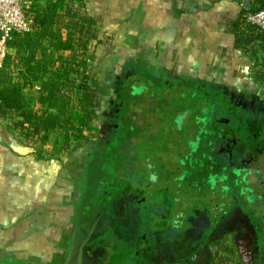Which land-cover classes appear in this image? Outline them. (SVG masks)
Returning <instances> with one entry per match:
<instances>
[{
	"label": "rangeland",
	"instance_id": "rangeland-1",
	"mask_svg": "<svg viewBox=\"0 0 264 264\" xmlns=\"http://www.w3.org/2000/svg\"><path fill=\"white\" fill-rule=\"evenodd\" d=\"M30 3L29 1L28 4ZM95 55L97 56L96 59ZM95 55L93 59H95L96 64L93 62L94 65L90 64L88 67L91 76L93 75V68H97L98 72H101L105 66L107 67L105 61H103L104 64L100 63L102 56L100 54ZM250 61L246 72H242L237 78V83L228 84L220 80L193 81L191 78L174 76L170 79L167 78L172 88L167 87V90L163 89L164 91L162 88L166 87L152 85L151 80H154L153 75L151 76L152 71H143L141 66H136L139 72L143 71L142 76L144 77L140 79V83H150L146 86L145 83H139L138 86L130 84L127 86V94L130 95L131 89L133 92L148 90L153 92V96H144V99L137 100L133 106H129L132 104L129 103V97L126 103H122L119 99L115 100L114 97V91L120 84L121 74L128 64L125 63L120 69L116 60L110 61L109 68H111L112 73L100 76L95 84L101 94L102 101L98 109V119L93 121V130L88 133L90 142L84 143L79 148L71 145L69 151L57 153V162H63L69 158L71 159L70 163L75 167L76 189L74 191L73 209L77 213L74 216V221L73 219L68 221V223L70 222V230L66 232L65 235L67 236L64 238V244L69 248L63 245L64 251L60 255L61 259L57 261L56 254L55 260L50 261V264H77L79 249L82 250L79 255L82 257V262L78 264H104L115 253L116 249H119L118 247H123L125 251V255L122 257L125 258L123 264H130L132 260L134 264H143L139 249L142 248L141 239L144 234H146L145 246L154 243L156 238L163 240L162 244H164L167 243L166 238L175 236L176 242L179 241V245L180 243L182 245H180L179 252L174 251V255L185 258L192 254L197 242L195 239L201 235V231L205 228L203 223L207 210L211 214L214 211V204L219 203V198L217 195L216 197L211 195L213 190L209 184L205 188V198L203 195H198L196 187L201 183L199 170L193 174V177L181 179L182 170L185 166L182 161L187 162L189 160L186 153L190 148L189 144L188 147L186 145L188 140H194L196 137L197 125L192 117L188 121L183 118L180 130H178L174 120L177 119L175 115L182 110L171 106V100L163 104L161 98L165 93H168L169 95H165V97L169 99L172 96H170V89L175 91L174 95L177 97L181 96L180 92L182 91H190V86L184 90L172 86L174 82L184 81L188 85L195 84L193 89L201 84L205 87L204 89L210 88L220 91L219 93L222 92V95L228 97L232 105H239L238 107L241 109L236 108L239 111L244 110L243 107L246 106L251 113L253 110L257 114L258 111L264 110V84L252 79L260 67L255 66L251 58ZM145 75L149 76L146 77ZM94 76L98 75H93L92 78ZM162 77L159 76L157 79L162 80ZM28 90L26 87L24 92H28ZM222 95L219 94L220 97ZM219 101L226 102L224 99H219ZM56 137V133L51 134L48 141L41 145L42 149H52V142ZM153 138L158 142H154L155 139ZM164 140L165 142H163ZM182 140L184 141L181 144L178 143ZM207 141L205 138L203 143L206 145ZM29 143L35 149L39 148L38 145L30 141ZM203 148V145H196L192 148L194 149L193 153L195 154ZM194 154H192V158ZM151 174L155 175L154 181H151ZM210 179L212 182L215 181L213 176H210ZM144 183L148 186V191ZM242 195L238 192L239 200ZM199 196L202 198L200 200H205L204 202L210 201L206 207L199 205L198 201L196 203L194 198L199 199ZM136 200L142 203L137 205ZM145 214L152 216L148 215L146 218ZM173 219L179 222L176 229L170 223ZM239 219L245 220L243 217H239ZM156 222H158L157 227L164 226L159 229L157 237L152 236L153 231H157ZM163 222L164 224H162ZM226 223L218 224L217 231L206 237V241L208 239L211 241L204 246L197 260L190 264H243L242 262L253 264V262L251 263L254 259L253 254H255L256 259L260 260V264H264V257L256 250L260 249L262 244H256L255 239L258 231L253 226L255 223L250 222L252 223L250 235L254 238V245L250 243L249 239L246 242L247 231L244 234L242 231L243 222L242 224L238 223V237H246L243 238L246 245L240 247V251L234 247L232 242L234 235L226 230ZM88 232L89 235H94V238L98 239L97 244L99 245L91 254L86 251L93 248L92 243H87L88 246L86 244L80 248V241ZM183 233L190 236L184 242L182 241ZM76 234L77 236H75ZM212 240L214 241L212 242ZM90 241L93 240L89 238L88 242ZM129 243L133 244V247L124 249V246H128ZM69 250L74 251V254L71 260L66 262ZM134 250L138 252V255L133 253L130 257V251ZM121 252L123 251L121 250ZM34 260L30 257L25 264L35 263ZM3 264L24 263L18 258H13V260ZM36 264L44 263L37 261ZM109 264H116V262Z\"/></svg>",
	"mask_w": 264,
	"mask_h": 264
},
{
	"label": "crops",
	"instance_id": "crops-1",
	"mask_svg": "<svg viewBox=\"0 0 264 264\" xmlns=\"http://www.w3.org/2000/svg\"><path fill=\"white\" fill-rule=\"evenodd\" d=\"M249 3L260 6L263 0ZM82 4L97 29L90 50L107 64L100 76L112 73L110 61L116 60L120 69L128 64L124 71L135 64L156 77L233 84L251 62L250 50L237 41V33L245 31L243 22L232 27L245 6L242 2L82 0ZM4 50L6 55L14 53L8 47ZM0 126L4 138L11 133L19 142L31 144L1 119ZM70 161L57 162L51 148L19 155L0 142V264L13 258L25 264L30 257L35 259L31 264H50L56 254L57 261L61 259L68 221L77 213L75 167ZM73 252L69 250L66 262Z\"/></svg>",
	"mask_w": 264,
	"mask_h": 264
},
{
	"label": "trees",
	"instance_id": "trees-1",
	"mask_svg": "<svg viewBox=\"0 0 264 264\" xmlns=\"http://www.w3.org/2000/svg\"><path fill=\"white\" fill-rule=\"evenodd\" d=\"M29 1L31 3L25 7V13L32 20L31 31L12 34L6 46L13 49L14 53L7 54L0 65V119L14 130L17 137L38 145L36 153H41V145L48 141L51 134L56 133L51 154L57 156V153L69 151L71 145L79 148L90 142L88 133L93 130V121L98 119L102 99L95 84L100 72L97 68L93 69V75L98 76L92 78L88 68L93 63L94 54L90 45L91 41L97 39V29L93 20L84 15L82 0ZM262 6L252 3L245 5L232 27L238 28L240 20L243 22L250 12ZM237 41L250 50L251 54L248 55L252 62L260 67L252 79L264 84V30L248 25L244 32L237 33ZM136 66H129L121 74L120 84L114 91L115 100L119 99L122 103L128 102L129 97V103H132H128L129 106L144 99V96H153V92L148 90L133 92L131 89L130 95L127 94V86H138L144 77L143 71L139 72ZM162 78L158 80L153 76L152 85L166 87L162 90L172 88L170 81H166L167 77ZM143 83L146 86L150 82L140 84ZM183 83L186 86L187 83ZM34 85H38L39 90H33ZM172 86L185 89L177 84ZM26 87L28 92H24ZM189 89L180 92L179 97L170 89L172 96L167 99L165 95L169 94L165 93L161 98L163 104L171 100V106L182 110L175 115L177 119L174 122L178 130L186 116L192 117L198 126V123L209 120L207 113H212L213 104L219 103V99L228 100L222 92L210 88L203 93L201 84L198 89ZM197 139L198 134L194 140H188L192 175L198 171V163L192 158V148L197 145Z\"/></svg>",
	"mask_w": 264,
	"mask_h": 264
},
{
	"label": "flooded vegetation",
	"instance_id": "flooded-vegetation-1",
	"mask_svg": "<svg viewBox=\"0 0 264 264\" xmlns=\"http://www.w3.org/2000/svg\"><path fill=\"white\" fill-rule=\"evenodd\" d=\"M166 81L169 82V80ZM174 84L185 89L189 86V88L192 89L195 87L188 84L184 86L183 82H174ZM204 88L205 87L203 86V89ZM196 89H198V87ZM205 92L206 89H204L203 93ZM224 100L226 101L225 103L219 102L213 104L214 108L212 113H207L209 120L203 121V123L200 124L198 123L197 145H203L204 148L195 154L193 153V158L196 160L195 162L198 163L197 169L200 172L201 183L196 187L198 195H203L205 198V188L207 184H209L213 190L211 195H214L215 197L217 195L219 203L214 204V211L211 214H209L207 210L204 220L205 222L203 223L205 231H201V235L197 236V239H195L197 240L196 246L194 247L192 254L185 258H182V256L176 257L174 255V251L179 252L181 249L180 245H182V243L179 245V241L176 242L177 239H175V236L166 238L167 243L164 244H162L163 240L156 238L159 229L164 227H157L158 222H156L155 226L157 231H153L152 233V236H156L155 242L149 244V246H145L146 234H144L141 239L143 245L141 244L142 248L139 249V252L142 254L140 257L143 264L194 263L207 242L211 241V239L206 241V237L215 233L218 224H222V222H227L225 224L226 230H228L229 233H233L234 236L232 242L237 251H240V247L246 245L244 242L245 239H243L246 237L240 236L241 238H239V231H237L238 223L242 224L243 222L244 228L242 231L244 234L247 231L248 234L246 242L249 239L250 243L253 245L255 244V241L256 244L261 243L262 247L256 250L257 253L264 257V110L258 111L257 114L252 110V114L249 108L245 106L243 107L244 110L242 109L239 111L238 109H241L238 107L239 105H232V102L229 99ZM201 106L202 108H205L204 105ZM190 118L191 117L186 116L185 120L188 121ZM193 121L195 122L194 119ZM195 124L197 125L196 122ZM205 138L208 140L206 145L203 143ZM183 141L184 140L179 141L178 143L181 144ZM186 146L188 147V142ZM188 152L186 154H188ZM189 162V160L187 162L182 161V164L185 166L182 170L181 179L185 180L193 177V175L190 174ZM167 175L169 176L168 173ZM210 176L215 177L214 182H212ZM150 178L151 181H154L155 175L150 176ZM144 185L148 191V186L145 183ZM238 192L239 194H243L240 200L238 199ZM200 198V196L199 199L194 198L196 203L198 201L199 205H204L206 207L210 201L207 200L204 202L205 200H200ZM135 203L139 205L142 202L136 200ZM148 215L152 216L151 214H145L144 216L147 218ZM239 217H243L245 220H241ZM250 222L255 223L253 226L257 228L258 231L257 240L255 239V241L250 235L252 233V223ZM170 223L172 227H175L174 229L179 225V222L174 219L171 220ZM162 224H164V222ZM76 232L77 230L75 233ZM185 233L182 234L183 242L190 238V236H188V234L186 236ZM75 236H77V234ZM94 237V235H89L88 232L81 239L80 248L87 243H92L93 248L86 251L91 254L93 250L99 247L97 244L98 239ZM89 238L93 241L88 242ZM213 241L214 240H212V242ZM131 243H129L128 246H124V249H131L133 247V244L131 245ZM118 248L119 249H116L115 253L110 256L104 264H109L110 262H116V264L125 263V258H122L123 255H125V251L123 250V247ZM121 250L123 252H121ZM134 251L136 252V250ZM134 251H130V257H132L133 253L136 256L138 255V252L135 253ZM81 252L82 250L79 249L76 260L77 264L82 262V257H79ZM253 256V258L256 259L255 254H253ZM254 259H251V263L260 264L258 258L256 260H259V263L255 262L256 260L254 261ZM242 263L244 264V262ZM130 264H134L133 260Z\"/></svg>",
	"mask_w": 264,
	"mask_h": 264
},
{
	"label": "built area",
	"instance_id": "built-area-1",
	"mask_svg": "<svg viewBox=\"0 0 264 264\" xmlns=\"http://www.w3.org/2000/svg\"><path fill=\"white\" fill-rule=\"evenodd\" d=\"M28 3L29 0H0V65L6 56V42L12 34L31 31L32 20L25 13ZM242 25L245 30L248 25L264 30V3L261 8L249 13ZM33 90H39V86L34 85Z\"/></svg>",
	"mask_w": 264,
	"mask_h": 264
},
{
	"label": "water",
	"instance_id": "water-1",
	"mask_svg": "<svg viewBox=\"0 0 264 264\" xmlns=\"http://www.w3.org/2000/svg\"><path fill=\"white\" fill-rule=\"evenodd\" d=\"M233 1L242 2L245 5H248V3L250 2V0H233ZM177 84H180V83H177ZM0 142L6 143L9 146V148H11L12 151H14L15 153L19 155H27L29 153L35 152L34 147L19 142L11 133L7 134V139L4 138L0 133Z\"/></svg>",
	"mask_w": 264,
	"mask_h": 264
}]
</instances>
